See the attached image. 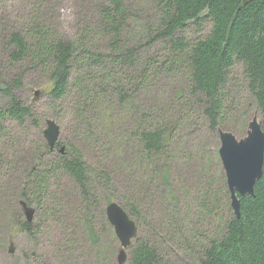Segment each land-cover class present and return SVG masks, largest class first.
Segmentation results:
<instances>
[{
	"label": "trees",
	"instance_id": "obj_1",
	"mask_svg": "<svg viewBox=\"0 0 264 264\" xmlns=\"http://www.w3.org/2000/svg\"><path fill=\"white\" fill-rule=\"evenodd\" d=\"M152 2L160 25L151 28L143 50L122 44L140 20L128 0H84L89 8L79 11L72 36L62 32L52 0H33L20 26L10 31L0 18V45L4 43L8 61L41 75L52 102L71 97L63 129L93 156L86 159L81 145L71 138L64 144L58 141L52 150L43 132L37 142L27 139L34 131L24 129L25 123L38 129L43 117L14 94L24 72L10 84L0 81V172L17 170L24 162L20 194L27 205L57 219L77 208L92 245L98 241L92 215L98 196L103 195L107 204L116 201L109 193L115 180L124 181L134 194L143 190L159 206L158 218L147 226L152 237L143 223L147 212L139 209L141 195L120 204L137 227L129 264H166L171 259L167 264H190L187 255L197 264H264V160L254 195L237 194L239 217L232 213L222 167L213 172L210 161L199 162L192 180L180 181L181 195L170 181L174 151L181 158L178 130L193 118L190 110L196 99L204 101L209 129L218 132L225 85L235 63L244 66L264 132V0ZM206 22L212 25L207 36L189 41L176 35ZM178 75L184 86L169 92L167 78ZM65 174L71 187L63 180ZM103 216L108 222L104 209ZM195 217L203 221L201 231ZM33 227L26 220L20 223L28 234ZM100 255L106 252L102 249Z\"/></svg>",
	"mask_w": 264,
	"mask_h": 264
},
{
	"label": "rangeland",
	"instance_id": "obj_2",
	"mask_svg": "<svg viewBox=\"0 0 264 264\" xmlns=\"http://www.w3.org/2000/svg\"><path fill=\"white\" fill-rule=\"evenodd\" d=\"M32 1L0 0V18L4 19L3 27L6 31L20 26V20L27 14ZM52 1L55 4L54 11L58 12L57 19L61 23L62 32H67L68 35L72 36L79 11L86 12L89 7L84 4V0ZM128 3L132 8L138 10L140 20L139 25L126 34L122 44L125 46H138L143 50L147 47L146 44L151 35V28H157L160 25L159 10L152 0H128ZM211 27L212 25L209 22L204 23L200 28L189 25L183 32L178 31L176 35H183L187 40L193 41L207 36ZM3 44L0 45V81L10 84L16 77L21 76L25 72L22 85L17 88L14 94L25 105L30 106L34 114L36 113V115L43 117L42 121L39 120L40 128L38 129L34 128L31 123H25L27 128L24 127V129H27V131L31 130V132L34 131V133H30L27 136V139L31 142H37L39 133L43 132L46 127V120L52 119L60 125L58 137L60 144H64L68 138L75 140L83 148L85 158L91 160L93 156L90 152H86V146L75 139L74 135H71L68 130L63 129L67 126L71 97L68 95L62 100L52 102L46 91L48 86L43 83L41 75L27 70L22 63H10L6 47L4 48ZM153 46L154 44H151V47ZM157 49L165 53L164 47L158 46ZM157 49L152 53L154 54ZM243 70L244 66L239 62L235 63L230 69L225 85L227 96L223 112L221 113L220 124L218 125L219 129L231 132L237 139L246 135L247 126L252 117L256 116L259 122L261 119L256 101L247 87ZM166 82L168 83L169 92L184 86V78L181 75L173 79L168 77ZM36 91L38 94H35ZM200 100L196 99L194 101L191 106L193 110H190V112L193 111V118H190L188 123H184L178 130L179 134H177L180 135L177 139V144L181 158H178V155L176 157V152L174 151V170L170 181L172 187L179 195H181L180 181L182 179L184 182L187 179L192 180L193 172L199 162L210 161L213 172H217L222 167L218 155L220 146L219 133L216 132L215 134L209 129V122L204 116L202 108L204 101ZM127 123L131 124V122ZM89 150L94 152L96 156L101 154L99 151ZM22 157H24L23 154L19 158L23 159ZM23 164L25 163L21 161L19 163L20 168L9 173H5L2 170L0 172V264H115L121 246L114 227L104 219L103 209L105 211L108 204L103 195L98 196L99 205L92 209L93 223L98 234V241L94 245L88 239L84 226L79 221L82 216L78 213L77 208H72L73 212L68 216L65 214V218L59 217L57 219L56 217L43 216L35 206L30 205L35 209L31 221L34 225L33 233L28 234L23 229H20V223L26 220L21 204V202H25V199L20 194L21 182L24 171H26V166L24 169L21 168ZM63 180L68 182V187L73 185V182L68 180L67 175ZM55 189L58 188L56 187ZM109 193L115 195V202L121 205L135 200V195H141L138 200L139 209L147 212V219L143 223L146 234L152 237V232L148 231L147 226L155 221L154 217L158 218L157 213L159 212V206L155 204L153 199L149 196H144L145 192L143 190L134 194L122 180H115V186ZM117 195H121L124 201ZM72 197L75 199V196ZM76 201L79 202L78 199ZM74 213L77 217L74 216ZM194 219L196 220L197 230L201 231L203 229V224L201 225L203 221L199 222L197 217ZM10 248H12V251H10ZM102 249L106 252L105 256L100 255ZM113 251H115V255L111 258L110 254ZM129 251L130 248L126 250L127 257L124 264H129ZM163 253L167 257L168 250L164 247ZM177 254L180 256L185 255L180 250L177 251ZM186 257H188L187 261L191 262L190 264H197L194 257L190 255ZM169 262H173V260L164 261L166 264Z\"/></svg>",
	"mask_w": 264,
	"mask_h": 264
},
{
	"label": "water",
	"instance_id": "obj_3",
	"mask_svg": "<svg viewBox=\"0 0 264 264\" xmlns=\"http://www.w3.org/2000/svg\"><path fill=\"white\" fill-rule=\"evenodd\" d=\"M35 94H38L36 91ZM220 146L218 154L226 177V184L230 194V205L236 217L240 215V201L238 195H254V185L263 173L264 160V132L261 123L254 116L249 121L246 135L237 139L228 131L218 130ZM60 125L52 119L46 120L43 137L50 150L58 143ZM64 146H60L63 152ZM26 221L31 222L35 209L26 202H21ZM106 217L114 227L120 242V249L115 264H124L126 250L129 248L137 231L135 221L130 218L123 207L115 201L106 206ZM12 251V248H10Z\"/></svg>",
	"mask_w": 264,
	"mask_h": 264
},
{
	"label": "bare ground",
	"instance_id": "obj_4",
	"mask_svg": "<svg viewBox=\"0 0 264 264\" xmlns=\"http://www.w3.org/2000/svg\"><path fill=\"white\" fill-rule=\"evenodd\" d=\"M229 132V131H228ZM225 179H226V177H225ZM227 185V184H226ZM109 204V203H108ZM233 210V209H232ZM235 215V214H234ZM132 219V218H131ZM136 224V223H135ZM137 228V227H136ZM136 235V234H135ZM135 237V236H134ZM133 241V240H132Z\"/></svg>",
	"mask_w": 264,
	"mask_h": 264
}]
</instances>
